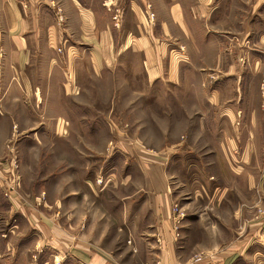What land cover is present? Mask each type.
I'll use <instances>...</instances> for the list:
<instances>
[{
	"label": "rangeland",
	"instance_id": "obj_1",
	"mask_svg": "<svg viewBox=\"0 0 264 264\" xmlns=\"http://www.w3.org/2000/svg\"><path fill=\"white\" fill-rule=\"evenodd\" d=\"M120 65L90 81L84 101L74 103L58 132H0L4 196L48 221L63 219L75 246L95 242L117 264H171L161 231L182 253L173 255L174 264H191L195 251V261L225 251L235 239L250 250L248 243L264 238L257 228L264 223V166L234 165L230 151L219 149L220 110L205 103L203 87L191 85L186 70L178 81L151 82L141 55L125 54ZM250 82L260 89V78ZM244 119L242 112L227 124ZM161 188L168 217L156 198ZM76 227L83 229L81 241L74 239ZM37 249L35 264H45L44 258L47 264H81ZM244 257L241 264H264Z\"/></svg>",
	"mask_w": 264,
	"mask_h": 264
},
{
	"label": "crops",
	"instance_id": "obj_2",
	"mask_svg": "<svg viewBox=\"0 0 264 264\" xmlns=\"http://www.w3.org/2000/svg\"><path fill=\"white\" fill-rule=\"evenodd\" d=\"M118 9L120 26L114 19ZM183 46L185 56L175 57ZM131 52L141 55L151 82L178 81L186 70L191 85L203 87L205 103L220 110L224 136L219 149L230 151L234 165L264 166V0H0V132H58L74 103L84 101L90 81L120 68ZM249 77L260 78V89ZM242 112L245 123L228 126ZM2 157L0 152V164ZM155 193L168 217L167 192ZM39 214L18 199H7L0 189V264H35L42 251L37 248L45 247L50 258L117 264L95 242L75 246L71 224ZM257 228L264 230V223ZM82 230L76 227L74 239L83 240ZM160 234L167 263L174 264L173 255L182 253L167 231ZM244 242L235 239L225 251L200 261L195 251L191 264H241L244 255L264 261L263 237L248 243L250 250ZM52 249L59 254H50Z\"/></svg>",
	"mask_w": 264,
	"mask_h": 264
},
{
	"label": "built area",
	"instance_id": "obj_3",
	"mask_svg": "<svg viewBox=\"0 0 264 264\" xmlns=\"http://www.w3.org/2000/svg\"><path fill=\"white\" fill-rule=\"evenodd\" d=\"M52 5L57 6V3H55V1H52ZM57 15H58L59 21L60 22H63L64 21V16H63V13H62V10H61L60 7H58V9H57ZM121 15H122V13H121L120 9H118L116 11L115 16H114V19H115L117 25L120 22L119 19H120ZM151 17L153 18L154 17V14H151Z\"/></svg>",
	"mask_w": 264,
	"mask_h": 264
}]
</instances>
